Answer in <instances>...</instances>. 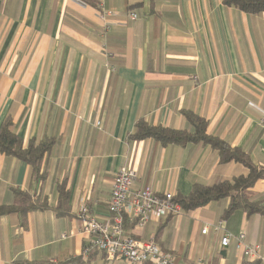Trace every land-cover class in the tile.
<instances>
[{
  "label": "crops",
  "instance_id": "obj_1",
  "mask_svg": "<svg viewBox=\"0 0 264 264\" xmlns=\"http://www.w3.org/2000/svg\"><path fill=\"white\" fill-rule=\"evenodd\" d=\"M102 11L116 14L106 24ZM186 113L264 167V14L223 0H0V126L13 124L22 149L52 141L37 177L0 152V207H19L15 192L38 206L0 215V264H127L85 252L77 217L83 202L98 222L109 217L111 184L126 164L134 189L179 198L245 176L202 143L131 138L138 121L192 136ZM247 196L259 213L225 216L224 198L141 229L126 220L124 232L153 241L174 264H263L234 239L220 245L243 231L264 257V177Z\"/></svg>",
  "mask_w": 264,
  "mask_h": 264
},
{
  "label": "built area",
  "instance_id": "obj_2",
  "mask_svg": "<svg viewBox=\"0 0 264 264\" xmlns=\"http://www.w3.org/2000/svg\"><path fill=\"white\" fill-rule=\"evenodd\" d=\"M115 14L102 11L98 17L107 24L108 19ZM128 18L134 21L138 16L130 13ZM135 180L136 172L128 164L119 168L111 184L107 204L109 217L104 222H98L92 217L84 202L80 205L77 217L82 223L81 232L88 241L85 252L96 250L107 261L121 260L127 264H174L173 256L162 251L153 241L136 240L125 235L123 226L126 220L141 229L153 219L179 216L183 213L181 206L173 202L172 193L159 195L150 187L134 189L132 186ZM209 226L205 224L201 233L206 234ZM213 227L218 231L223 228V223L218 222ZM64 237L65 235L62 236ZM231 239L235 240L236 250L243 256L264 264L259 245L247 242L245 232L241 231L237 235L225 233L220 239V245L227 247Z\"/></svg>",
  "mask_w": 264,
  "mask_h": 264
},
{
  "label": "trees",
  "instance_id": "obj_3",
  "mask_svg": "<svg viewBox=\"0 0 264 264\" xmlns=\"http://www.w3.org/2000/svg\"><path fill=\"white\" fill-rule=\"evenodd\" d=\"M223 4L248 14H264V0H223ZM184 116L194 127L192 136L185 131L154 127L144 121H138L131 138L135 140L151 138L163 145H184L188 142L202 143L217 151L220 163H240L248 172L245 176H238L230 181H223L210 186L195 185L188 196L183 198L175 196L173 202L179 204L184 212L202 207L213 201L229 198L230 203L225 216L237 209L248 215L259 213L261 211L259 203L250 201L247 191L253 187L259 177H264V167L253 165L248 155L241 149L232 148L217 138L207 136L205 134V122L202 119L190 113H186ZM51 145V140L38 143L31 141L26 149H22V141L15 134L13 124L6 120L0 126V152L29 164L34 177H37L35 175L39 172L41 161ZM15 193L20 204L19 207H0V215L17 211L24 212L38 207L36 203H30L26 194Z\"/></svg>",
  "mask_w": 264,
  "mask_h": 264
},
{
  "label": "rangeland",
  "instance_id": "obj_4",
  "mask_svg": "<svg viewBox=\"0 0 264 264\" xmlns=\"http://www.w3.org/2000/svg\"><path fill=\"white\" fill-rule=\"evenodd\" d=\"M220 222V221H219Z\"/></svg>",
  "mask_w": 264,
  "mask_h": 264
}]
</instances>
